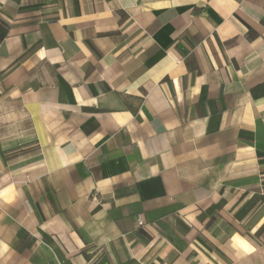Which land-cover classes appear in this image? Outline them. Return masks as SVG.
Returning <instances> with one entry per match:
<instances>
[{"label":"crops","instance_id":"crops-1","mask_svg":"<svg viewBox=\"0 0 264 264\" xmlns=\"http://www.w3.org/2000/svg\"><path fill=\"white\" fill-rule=\"evenodd\" d=\"M0 264H264V0H0Z\"/></svg>","mask_w":264,"mask_h":264},{"label":"built area","instance_id":"built-area-1","mask_svg":"<svg viewBox=\"0 0 264 264\" xmlns=\"http://www.w3.org/2000/svg\"><path fill=\"white\" fill-rule=\"evenodd\" d=\"M137 223L138 224H142V219H141V216L140 215L137 216Z\"/></svg>","mask_w":264,"mask_h":264}]
</instances>
